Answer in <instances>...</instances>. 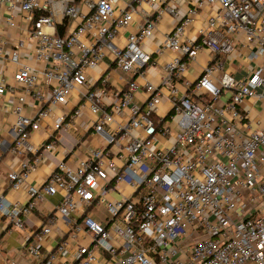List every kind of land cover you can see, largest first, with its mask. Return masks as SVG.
I'll return each instance as SVG.
<instances>
[{
    "label": "built area",
    "instance_id": "obj_1",
    "mask_svg": "<svg viewBox=\"0 0 264 264\" xmlns=\"http://www.w3.org/2000/svg\"><path fill=\"white\" fill-rule=\"evenodd\" d=\"M127 1L118 10L115 0H83L82 4L79 0H0V7L24 13L32 28L28 34L36 41L37 58L47 64L37 71L20 63L24 40H19L10 54L11 61L20 64L15 84L8 87L0 78V95L22 89L13 108L18 134L15 153L39 152L30 141L31 134L51 116L52 104H64L74 89L87 86L86 70L103 57L110 55L120 70L146 79L151 58L142 41L154 34L159 17L169 13L179 19V11L165 2L157 8L156 17L147 14L120 47L115 38L131 24L135 2L143 0ZM194 5L214 9L197 40L185 38L198 12L194 7L166 36L162 48L179 55L167 65V75L159 85L145 81L147 110L132 106L129 123L111 128L114 114H121L140 85L130 82L121 100L111 106L104 101L109 94L105 78L97 88L88 86L70 121L88 104L96 115L94 130L104 137L107 147L96 148L75 169L60 162L41 186L28 187L27 203L0 197V214L10 228L24 234L31 264H58L59 258L63 264H264V123L256 130L243 131L245 116L239 110L246 98L264 101V60L251 77L242 80L223 68V59L233 52L240 34L244 44L254 49L253 58L264 57V0H197ZM66 18L77 25L61 34L56 23ZM6 23L16 26L11 15ZM203 49L215 57L194 83L186 82L188 90L180 96L177 83ZM3 57L0 35V72ZM41 84L51 88L47 99L38 90ZM224 90H231L232 95L220 103ZM165 95L171 103L170 115L154 119ZM29 96L41 104L33 116L25 114ZM70 121L56 118L55 129H67ZM134 130H141L142 136H135ZM157 137L172 142L154 147ZM45 148L53 149L54 144ZM33 168L34 162L23 161L19 172L9 174L12 187H20ZM121 184L133 192L110 199L108 195ZM58 192L63 197L57 213L27 232L24 217L45 194ZM79 203L84 209H79ZM98 205L107 209V218L99 219L88 211ZM59 220L67 227L66 237L48 248L43 241ZM69 239H76L73 255ZM4 264L20 262L9 258Z\"/></svg>",
    "mask_w": 264,
    "mask_h": 264
},
{
    "label": "crops",
    "instance_id": "obj_2",
    "mask_svg": "<svg viewBox=\"0 0 264 264\" xmlns=\"http://www.w3.org/2000/svg\"><path fill=\"white\" fill-rule=\"evenodd\" d=\"M79 1L80 4L83 3V0ZM168 1L178 9L179 19L169 13H164L158 18L154 34L142 41L143 49L150 54L151 58L149 66L145 71L146 79L141 75L120 70L116 67L110 55L103 57L97 66L86 70L88 77L87 86L74 89L64 104H52L51 116L42 120L41 128L31 134V143L39 148L37 154L26 153L19 155L14 152L18 134L15 127L17 118L13 112V108L17 102V94L21 93L22 89L15 88V91L12 93L6 92L0 95V197L4 196L11 202L27 203L29 200L28 187L41 186L54 173L60 162L64 161L71 168L75 169L83 160L90 158L96 148L107 147L104 137L97 134L94 130L96 115L91 112L88 104H85L86 106L83 108L80 116L70 121V116L74 114L76 107L83 101L82 92L87 90L88 86L97 88L103 83L102 80L105 78L109 94L104 97V101L108 106H111L114 102L121 100L122 93L130 82L135 81L140 85V88L133 92L130 103L122 110L121 114H114L115 121L111 125V128L124 126L129 123L133 115L132 106H138L142 110L148 109L146 105L148 93H146L144 88L145 81L148 80L153 84L159 85L167 75V65L179 55L175 50L162 48L166 36L186 16L188 9L194 7L197 8L198 12L194 15L192 23L186 29L185 38L197 40L199 30L206 25L207 19L214 9L211 6L199 9L194 5L197 0H161V2L155 4L148 0H143L141 3L135 2L136 10L133 13V20L127 28L119 30L115 43L120 47H124L129 34L138 29L147 14L156 17L157 8ZM115 2L118 10L128 5L127 0H115ZM83 8L86 9L85 6ZM10 15L14 17L16 22V26L12 28L6 23ZM56 25L58 32L65 34L75 29L77 21L66 18L63 21L57 22ZM30 29L32 28L29 22L26 21L24 13L18 8L9 11L6 6L0 7V35L4 54L0 78L5 80L8 87L15 84L14 74L20 67V64L14 63L10 59V54L19 40H24V46L20 54V63L27 64L37 71H42L47 66L45 61L37 58L36 41L30 38L28 34ZM252 53H254V49L248 48L244 44L243 36L240 34L233 52L223 59V68L230 72L237 80L251 77L257 66L264 60V57L253 58ZM214 57L215 54L210 50L203 49L195 60L189 62L183 78L177 83L180 96H183L188 90L186 82L194 83ZM38 90L45 99L50 97L51 88L49 86L41 84ZM231 95V90H224L220 94L218 101L224 103L229 100ZM40 105V102L34 96H29L25 105V114L27 116L35 115ZM239 110L245 116L244 122L240 126L243 131L256 130L264 123L263 100L258 101L254 98H246L239 106ZM170 112L171 103L167 95H165L162 97L157 110L153 113V117L158 120L167 119ZM61 116L70 121L69 126L67 129L56 130L55 119ZM133 134L135 136H142L143 133L141 130H134ZM171 142L169 139L157 137L152 144L154 147H166ZM50 143L54 144V148L47 150L45 146ZM25 160L34 162V168L20 187L13 188L9 174L14 171L19 172ZM132 192L133 189L129 185L121 184L119 190L111 192L108 197L116 199L120 198L122 194H130ZM62 197V192L54 195L45 194L32 213L24 217L26 231L37 230L48 216L55 215ZM78 207L79 209H84V206L80 203ZM95 207L90 208L88 211L97 218L103 219L101 214L93 211ZM66 234L67 227L62 220H59L52 233L45 237L43 244L48 248H53L60 239L66 237ZM22 235H24L22 232L10 228L5 217L0 214V264H4L9 258L19 259L20 264H31L30 256H28L24 249L25 243ZM69 240V250L71 255H73L77 247L76 239ZM57 263L63 264V259L59 258Z\"/></svg>",
    "mask_w": 264,
    "mask_h": 264
},
{
    "label": "rangeland",
    "instance_id": "obj_3",
    "mask_svg": "<svg viewBox=\"0 0 264 264\" xmlns=\"http://www.w3.org/2000/svg\"><path fill=\"white\" fill-rule=\"evenodd\" d=\"M93 211H96L97 213L101 214L103 218H107V216H109V212L102 205L96 206Z\"/></svg>",
    "mask_w": 264,
    "mask_h": 264
},
{
    "label": "trees",
    "instance_id": "obj_4",
    "mask_svg": "<svg viewBox=\"0 0 264 264\" xmlns=\"http://www.w3.org/2000/svg\"><path fill=\"white\" fill-rule=\"evenodd\" d=\"M60 28V27H59Z\"/></svg>",
    "mask_w": 264,
    "mask_h": 264
}]
</instances>
